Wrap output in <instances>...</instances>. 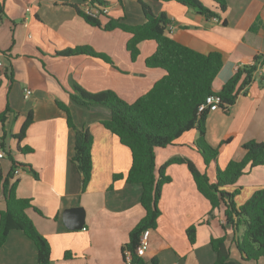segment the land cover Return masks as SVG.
Returning <instances> with one entry per match:
<instances>
[{
  "label": "crops",
  "instance_id": "1",
  "mask_svg": "<svg viewBox=\"0 0 264 264\" xmlns=\"http://www.w3.org/2000/svg\"><path fill=\"white\" fill-rule=\"evenodd\" d=\"M108 6L107 14L99 15L101 27L88 24L79 9L91 6L90 0H0V113L9 104L15 116L9 114L0 138L6 133V145L15 159L38 173L23 170L17 195L32 200L28 211L38 231L49 241L52 264H126L123 250L135 226L145 216L141 204L142 187L127 183L132 165V153L118 137L99 125L111 112L103 106L87 108L75 103L71 95L73 84L89 93L113 91L127 103L145 95L165 72L149 69L146 60L157 48L153 41L139 45L140 55L133 61L127 49L131 35L116 29L106 31L111 20H124L131 26L143 25L146 18L140 1L157 15L165 13L174 25L170 36L197 52H220L224 66L214 81V90L222 87L243 66L255 64L264 57V0H227V10L221 13L213 0H200L219 17L207 18L196 9L175 1L101 0ZM262 26L253 31L252 26ZM79 46H89L109 56L112 63L86 55L65 56L61 53ZM258 77L239 93L234 105L210 112L207 119V140L218 146L231 138L218 159L225 169L231 160L244 156L243 145L250 141L264 143V78ZM31 95L26 97V91ZM58 102L70 108L78 128L93 133L92 177L85 191L82 175L72 162L75 132L68 126V116ZM33 121L22 141L18 134L29 116ZM5 129V131H4ZM198 132L185 133L174 144L156 149V171L172 158L192 161L201 173L215 182V173L206 169L194 143ZM21 148L33 152L22 154ZM12 163L7 155L0 171L7 176ZM172 181L162 190L159 203L161 215L149 236V248L144 260L157 258L159 264H214L216 253L211 240L231 235L225 229V207L216 209L210 218L211 204L198 191L186 164L167 167ZM121 178L115 180L114 177ZM264 187V166L249 170L235 185L224 190L239 189L235 201L244 204L256 190ZM82 207L85 211L83 229H74L66 222V212ZM6 202L0 196V212ZM196 227V242L192 244L188 230ZM229 245V243H228ZM69 255V257H68ZM231 260L237 264H257L243 261L235 245H231ZM0 264H39L38 251L22 231L14 230L0 248ZM259 264H264L262 259Z\"/></svg>",
  "mask_w": 264,
  "mask_h": 264
},
{
  "label": "trees",
  "instance_id": "2",
  "mask_svg": "<svg viewBox=\"0 0 264 264\" xmlns=\"http://www.w3.org/2000/svg\"><path fill=\"white\" fill-rule=\"evenodd\" d=\"M121 2V0H118ZM175 1L192 7L207 18L219 17V14L205 7L200 0H158ZM221 13L227 10V0H213ZM91 8L99 10L108 8V4L101 0H90ZM146 23L131 26L124 20H111L104 26L106 31L120 29L131 35L128 51L133 61L140 55L139 45L146 41H153L157 48L155 53L146 60L149 69H161L165 75L154 86L134 103H127L113 91L89 93L73 84L72 100L80 106L91 108L103 106L110 110L111 117L102 120L99 125L118 137L121 144L130 149L132 165L127 175V183L142 187L141 204L145 216L131 231L129 242L123 250L133 255L136 264H159L157 258L150 263L135 254L141 236L146 230H155L161 215L159 203L163 187L172 181L166 174L168 166L186 164L193 176L198 191L210 202V218L216 209L225 207L226 224L224 228L232 231L221 238H213L211 247L216 253L214 264H237L231 260V245H235L243 261L259 262L264 259V187L242 205L235 201L240 193L236 189L233 193L224 190L227 186L235 185L249 170L264 166V143L250 141L243 145L244 156L240 160H231L225 169L218 165L219 156L223 148L231 142V138L224 139L218 146H212L207 140V119L209 111L200 112L208 96L221 98L220 107L229 109L235 104L241 91L252 84L258 77V71L264 66V57L257 56L255 64L240 67L235 75L222 87L214 90V81L224 66L223 55L220 52L203 54L174 40L169 33L170 19L165 13L155 14L149 5L140 1ZM0 10L2 6L0 4ZM85 21L94 27H101L99 15L79 9ZM105 15V14H104ZM262 26L256 21L252 26L255 31ZM65 56L86 55L112 63L109 56L95 51L89 46H79L63 53ZM264 78V76H261ZM60 109L68 116V126L75 132V147L72 162L76 164L82 175V190L85 191L92 177V145L93 133L89 128H78L74 123L70 108L58 102ZM15 116L8 104L6 110L0 113V125L4 127L9 114ZM30 115L18 134L12 135L17 141H22L27 128L32 123ZM196 129L198 138L194 145L204 160L206 169L215 173L212 182L207 173H201L195 164L185 158H172L167 161L160 172L156 171V149L166 148L185 133ZM5 131V129H4ZM6 133L0 138V146L6 152L12 163L11 172L4 177L0 171V196L6 202V209L0 212V248L7 242L9 234L22 231L32 240L38 251L39 264H52V249L49 241L38 231L28 211L34 208L32 200L20 198L17 195L19 179L16 170L23 169L32 172L39 178L31 166L18 162L6 145ZM22 154L33 152L30 147L17 149ZM121 177L115 176L117 180ZM35 209V208H34ZM188 237L192 244L196 242V227L188 230ZM229 243V245H228ZM69 257V255H68Z\"/></svg>",
  "mask_w": 264,
  "mask_h": 264
},
{
  "label": "built area",
  "instance_id": "3",
  "mask_svg": "<svg viewBox=\"0 0 264 264\" xmlns=\"http://www.w3.org/2000/svg\"><path fill=\"white\" fill-rule=\"evenodd\" d=\"M86 11L90 12L92 15L97 16V15H101V13L98 10H95L93 8H91V6L86 8ZM108 9L104 8L103 9V14H107ZM174 29V25L170 24L168 27L169 32L172 31ZM3 64L0 61V68H2ZM258 73L260 75H264V66H261ZM29 95H31V91L27 90L26 91V97H29ZM221 104V98L220 97H216V96H208L204 102V104L200 107V112H204V111H209L210 112H214L219 110ZM6 158V152L1 148L0 146V163L2 162V160H4ZM22 170L18 169L16 170V175L20 174ZM150 232L151 230H146L145 232H143L142 236H141V240H140V244L137 248V250L135 251V254L140 257L143 258L146 255V252L149 248V236H150ZM124 260L126 264H136L133 261V255L130 251L125 250L124 251Z\"/></svg>",
  "mask_w": 264,
  "mask_h": 264
},
{
  "label": "water",
  "instance_id": "4",
  "mask_svg": "<svg viewBox=\"0 0 264 264\" xmlns=\"http://www.w3.org/2000/svg\"><path fill=\"white\" fill-rule=\"evenodd\" d=\"M66 222L68 224L73 222V225L70 224L71 228L74 229H83L85 225V211L82 207H76L70 209L66 212Z\"/></svg>",
  "mask_w": 264,
  "mask_h": 264
}]
</instances>
